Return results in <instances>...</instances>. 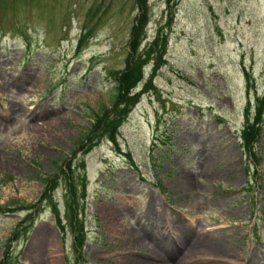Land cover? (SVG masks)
I'll list each match as a JSON object with an SVG mask.
<instances>
[{"label":"rangeland","instance_id":"374dc122","mask_svg":"<svg viewBox=\"0 0 264 264\" xmlns=\"http://www.w3.org/2000/svg\"><path fill=\"white\" fill-rule=\"evenodd\" d=\"M168 1H148L140 49L167 38L155 88L119 145L87 151L139 1L0 0V264H264V123L254 155L240 137L264 97V0Z\"/></svg>","mask_w":264,"mask_h":264},{"label":"trees","instance_id":"16d2710c","mask_svg":"<svg viewBox=\"0 0 264 264\" xmlns=\"http://www.w3.org/2000/svg\"><path fill=\"white\" fill-rule=\"evenodd\" d=\"M140 4V14L137 17L136 24L132 29L130 50L126 68L123 71L113 73V79L116 84L111 107L103 114H98L94 128L82 140L87 141V151L97 146L99 140L106 136L111 142L118 144L119 129L126 122L133 109L140 102L142 95L155 88L154 78L160 67L165 64L167 53V38L162 36V30H159L154 41L141 51V46L146 38V28L149 23V0H138ZM170 1L168 3L170 4ZM169 12V22L171 23L174 11L171 6ZM89 37L83 36L78 45V51H82ZM86 40V42H85ZM154 61V67L149 79H146L145 69L150 61ZM140 85L143 90L138 92ZM256 112L254 118L247 117L245 126L241 132L242 147L245 151L254 155V147L259 142L264 123V97L257 99ZM249 111V110H248ZM100 132V133H99ZM72 185V184H71ZM54 190V187L51 188ZM49 192H47L48 196ZM76 199L75 188L71 193ZM46 195V193H45ZM57 210V208H55Z\"/></svg>","mask_w":264,"mask_h":264},{"label":"bare ground","instance_id":"6f19581e","mask_svg":"<svg viewBox=\"0 0 264 264\" xmlns=\"http://www.w3.org/2000/svg\"><path fill=\"white\" fill-rule=\"evenodd\" d=\"M186 230H187V228H186ZM181 240H183V238L181 239ZM209 241V240H208ZM198 242V241H197ZM195 242V243H191V245H190V248L188 249V251H187V253L188 254H192V253H194L196 250H197V248H196V246H202V241L201 242ZM220 242V241H219ZM198 244V245H197ZM223 246L222 245H219L218 244V240H214V241H212V242H210L208 245H207V251H214V250H217V248L218 249H220V248H222ZM227 253V252H226ZM126 261H127V264H143V262L142 261H138V260H136V259H131V258H127L126 259ZM237 264H238V262H236ZM36 264H40V262H38V263H36ZM51 264H56L55 263V261H51Z\"/></svg>","mask_w":264,"mask_h":264}]
</instances>
